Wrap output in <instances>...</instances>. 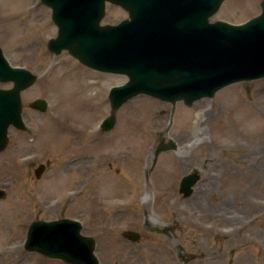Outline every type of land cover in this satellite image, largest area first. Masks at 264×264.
Wrapping results in <instances>:
<instances>
[{
    "label": "rangeland",
    "instance_id": "obj_1",
    "mask_svg": "<svg viewBox=\"0 0 264 264\" xmlns=\"http://www.w3.org/2000/svg\"><path fill=\"white\" fill-rule=\"evenodd\" d=\"M261 1L225 0L212 20L244 22L260 13ZM127 15L108 3L103 22ZM56 34L51 9L40 0H0V46L12 64L39 74L22 93L28 128L12 126L0 151V187L7 190L0 199V264H64L24 247L34 219L60 217L83 221L104 264H264V131L258 129L264 77L232 83L193 105L140 94L103 130L109 89L127 77L90 68L66 50L55 54L48 40ZM37 97L48 100L45 112L30 106ZM232 103L230 121L255 113L242 135L222 143ZM168 136L178 149L155 156ZM48 162L37 177L35 168ZM194 167L201 179L186 197L180 181ZM130 228L144 237L128 240L123 230Z\"/></svg>",
    "mask_w": 264,
    "mask_h": 264
},
{
    "label": "water",
    "instance_id": "obj_2",
    "mask_svg": "<svg viewBox=\"0 0 264 264\" xmlns=\"http://www.w3.org/2000/svg\"><path fill=\"white\" fill-rule=\"evenodd\" d=\"M41 1L51 7L58 26V34L48 41L53 52L67 49L91 68L128 77L109 91L111 115L103 120L104 129L115 125L120 106L141 93L191 105L231 83L264 76V0L258 15L239 24L211 20L225 0ZM107 2L125 8L129 17L103 24ZM37 77L29 68L11 64L0 46V82L12 83L0 87V150L9 141L11 125L26 128L22 92ZM31 106L44 112L48 101L36 98ZM176 146L173 139L161 142L156 156ZM45 169L43 163L37 167V176ZM199 178L197 169L184 176L180 187L184 196L192 194ZM6 196L0 187V199ZM81 229L77 219H36L29 225L25 247L75 264H100L95 237ZM124 235L133 241L142 238L135 230H125Z\"/></svg>",
    "mask_w": 264,
    "mask_h": 264
},
{
    "label": "bare ground",
    "instance_id": "obj_3",
    "mask_svg": "<svg viewBox=\"0 0 264 264\" xmlns=\"http://www.w3.org/2000/svg\"><path fill=\"white\" fill-rule=\"evenodd\" d=\"M90 85H92V84H90ZM201 102L203 104L206 103L204 100H202ZM243 102H245V101H243ZM245 103H246V106H248V103L247 102H245ZM232 104H233L232 105L233 106L232 109L230 107H227V110L224 112L226 118H225V123H224V126H223L225 133H223V135H222L224 138L220 139V142H222V143L225 142V140L233 139L234 137H238L239 135H242L244 133V131L242 129L244 127H242V125H246L245 121H248L249 118H252V113H255L252 109H250V111H248V113L246 112V113L238 116L237 118L233 119L232 121H230L229 120V118H230L229 117V113L233 114L234 110L237 109L236 105H235L236 103L235 104L232 103ZM250 112H251V114H249ZM258 129H259L260 132L264 131V128H261V129L258 128ZM201 135H202V132H201ZM254 138L256 140H259L260 136H254ZM224 207L225 206H223L222 209L227 211L228 208L226 209Z\"/></svg>",
    "mask_w": 264,
    "mask_h": 264
},
{
    "label": "flooded vegetation",
    "instance_id": "obj_4",
    "mask_svg": "<svg viewBox=\"0 0 264 264\" xmlns=\"http://www.w3.org/2000/svg\"><path fill=\"white\" fill-rule=\"evenodd\" d=\"M45 256V255H44ZM46 258H48L47 256H45ZM49 259V258H48ZM51 259H53V258H51ZM56 260H59V261H62L64 264H72V263H70V262H68V261H65V260H62V259H56Z\"/></svg>",
    "mask_w": 264,
    "mask_h": 264
}]
</instances>
